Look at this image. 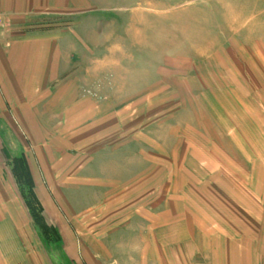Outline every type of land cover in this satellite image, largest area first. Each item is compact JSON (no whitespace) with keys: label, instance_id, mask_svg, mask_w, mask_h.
<instances>
[{"label":"crops","instance_id":"crops-1","mask_svg":"<svg viewBox=\"0 0 264 264\" xmlns=\"http://www.w3.org/2000/svg\"><path fill=\"white\" fill-rule=\"evenodd\" d=\"M89 5L90 0H0V264H44L39 255L33 256L36 251L27 252L35 224L18 187L27 185L24 173L29 170L40 187V202L53 209L54 200L63 202L58 189L63 168L70 171L69 178L80 174L88 190L100 188L101 178L146 187L148 194L154 190V205L130 216L136 224L142 219L143 225L127 230L120 220L112 223V230L99 232L109 242L111 234L117 233L116 240L128 234L129 242L139 234L135 248L147 256L137 264H264V240L257 253L249 238L235 248L219 226L207 222L195 200L196 180L177 161V151L186 154L182 149H174L176 162L171 165L154 157L150 142L138 139L131 122H136L139 99L148 107L155 100L161 104L169 93L155 91L153 69L141 73L145 59H153L148 50L138 52L135 43L123 51L106 49L90 37L89 25L103 19ZM68 17H74L70 26ZM113 21L103 25L121 26L120 20ZM80 27L82 33L76 35ZM115 28L112 36L121 37ZM137 64H142L140 71ZM67 130L72 131L71 141L59 146L58 138L67 136ZM159 149L171 152L169 144ZM185 150L193 155L202 151L196 146ZM241 200L249 203L244 196ZM76 207L69 209L79 214ZM67 216L77 215L67 211ZM74 225L81 233L76 221ZM82 233L85 240L93 239L89 229Z\"/></svg>","mask_w":264,"mask_h":264},{"label":"rangeland","instance_id":"rangeland-1","mask_svg":"<svg viewBox=\"0 0 264 264\" xmlns=\"http://www.w3.org/2000/svg\"><path fill=\"white\" fill-rule=\"evenodd\" d=\"M89 9L103 19L89 25L90 37L106 49L123 51L135 43L138 52L148 50L153 59H145L148 67L145 63L141 73L153 69L155 91L169 93L161 104L155 100L148 107L139 99L136 122H131L138 139L150 142L154 157L171 165L176 162L174 149H182L186 154L177 151V161L188 166L187 172L196 180L195 200L209 217L207 222L219 226L235 248L249 238L258 249L264 240L260 237L264 233V0H90ZM68 19L70 26L74 17ZM110 20H120L121 26L103 25ZM114 28L121 37L112 36ZM81 29L76 35H81ZM141 65L137 64L138 71ZM180 93L185 98L177 99ZM71 132L58 138L59 146L69 145ZM162 144L171 146L169 155L159 149ZM184 146L202 151L193 155L191 150L183 152ZM94 170L98 173L97 167ZM62 171L58 189L63 202L54 200L53 209L41 196L45 209L38 198L40 187L29 170L23 171L27 185L18 190L35 224L27 252L36 251L33 256L39 255L44 264L145 262L147 251L135 248L139 234L131 242L128 234L118 240L117 233L111 234L109 242L99 232L112 230V223L120 220L127 230L143 225L142 219L136 224L130 216L154 205L150 197L154 190L148 194L146 187L105 178L97 180L100 188L88 190L80 174L73 179L69 170ZM132 191L137 194L131 195ZM243 196L248 204L241 200ZM69 204L77 205L80 213L71 211ZM67 211L76 218L67 216ZM87 229L93 239H84L82 232Z\"/></svg>","mask_w":264,"mask_h":264},{"label":"trees","instance_id":"trees-1","mask_svg":"<svg viewBox=\"0 0 264 264\" xmlns=\"http://www.w3.org/2000/svg\"><path fill=\"white\" fill-rule=\"evenodd\" d=\"M41 217V216H40Z\"/></svg>","mask_w":264,"mask_h":264}]
</instances>
